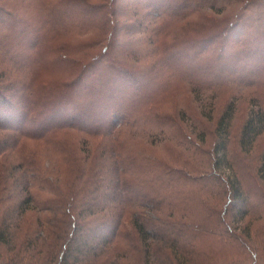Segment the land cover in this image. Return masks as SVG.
Instances as JSON below:
<instances>
[{"label":"trees","instance_id":"obj_1","mask_svg":"<svg viewBox=\"0 0 264 264\" xmlns=\"http://www.w3.org/2000/svg\"><path fill=\"white\" fill-rule=\"evenodd\" d=\"M32 1L0 0V264H238L222 251L231 245L245 256L241 264H264V241L255 240L264 222V146L256 165L242 167L264 138V0H146L125 14L130 24L117 18L127 8L120 0ZM174 21L184 22L169 30ZM126 24L149 34V50L134 46L143 52L134 60L116 56ZM75 27L82 43L73 56L57 35ZM88 45L95 54L84 52ZM147 58L166 62L167 76L162 70L157 80L155 63L144 71ZM33 66L48 75L36 81ZM182 69H190L185 85L198 115L164 114L156 102L147 109L159 121L150 132L130 109L147 99L145 87L169 89ZM118 82L127 88L117 95L131 93L120 114ZM96 94L114 101L97 110ZM240 102L245 118L233 133ZM130 128L184 149L155 163L170 184L166 195L152 197L127 178L116 138ZM183 152H202L205 165ZM134 188L144 192L135 197Z\"/></svg>","mask_w":264,"mask_h":264},{"label":"rangeland","instance_id":"obj_2","mask_svg":"<svg viewBox=\"0 0 264 264\" xmlns=\"http://www.w3.org/2000/svg\"><path fill=\"white\" fill-rule=\"evenodd\" d=\"M46 1H48V0H36L34 2V4L36 2H39L41 5V4L45 3ZM49 1H56L57 2L58 0H49ZM70 1H72V0L67 1V2H69L70 7L72 4L79 3V2L72 3ZM100 1L101 0H86V3L87 4H98ZM145 1L146 0H120L121 4H123L122 8H125L126 6H127V8L125 10H123V12L120 11L121 14L119 12L118 13L119 15L117 16V18L122 20V21H120L122 23L128 22L130 24L129 18L123 19V17H125V14L128 12L134 14V6H135V8H138V6L144 4ZM30 3H33V1L30 0ZM34 4H32L31 7H34ZM129 4L133 8H129L128 7ZM76 6H78V5H76ZM138 18L140 19V16L135 17V19L137 21H138ZM58 19H60V18H58ZM130 21H131V19H130ZM132 22H133V19H132L131 23ZM183 22H180V21L171 22L168 25V29L171 30L173 27L178 26ZM72 25H74V22L72 23ZM145 25H147V27H148L147 23H145ZM129 26L130 25L126 24V29H125V30L129 31V32L125 31L128 35L126 36L125 34L124 35L121 34V36H123V37L119 38V41L116 42V44L118 46L115 48L116 49V56L122 57V58H124V56H125L131 60H134V57H138L135 55V53H139L141 56L143 54L142 51L134 53V50H136V49L149 50L147 47V38H148L149 34L144 33V32H139L137 29H134V25H133V28H130ZM77 28L78 27H75L74 30L70 34H68L67 36H65L63 34L61 36L57 35V41L60 43H63L65 45V47L67 48V50L73 56H74L73 53L77 52L79 46L82 43V40L79 41V39H78L79 37L74 36L77 32H79V30ZM122 32H124V31H122ZM86 33H87V31H84V32H81L79 34H83V38H85ZM21 39H23L24 44H26L25 42H27V40L24 39L23 37ZM134 46L136 49H134ZM89 50H92V52L90 54L96 53V49H92L89 45L86 47L84 52H87ZM153 58L145 59L144 62L141 63L142 69L146 72L152 71L151 66H152V64L155 63L157 65L158 71L153 72V75H157V80L159 79L158 77L160 76V74H161L160 72L162 70L165 71V75L167 76V71L163 67L166 62H163L160 60H155ZM53 65L54 66H53L52 70L59 69L57 71L61 72V67L58 66L60 64H53ZM170 65H172V67H174V68L179 69V67H177L178 64L174 60V58H170ZM43 70L48 71V69L44 68V66L42 68H40V67L36 68L35 66L32 67V74H33V77L36 78V81H39L38 78L41 79V78H44L45 76L48 75V73L43 72ZM189 72H190V69L188 70V72L186 69H182L171 81H169V89L163 90L157 94H154L152 92V86L149 85L148 89H147V87H145V91L143 92V95L147 99L144 100L143 102H141L140 105H138L136 109H134V110L130 109V112L132 114H134L135 118L140 119V121L143 124H147V127L151 129V130H149L150 132L154 131L155 128L159 125L158 119L152 118L153 112L155 111V107H154L152 113H149L147 111L149 106L155 105L156 102H158L156 105L159 107V110L164 114H166L167 112L168 113L173 112L174 109L183 108V109H185L184 110L185 111L184 118L188 117L190 115H198V109L196 108L197 104L193 100L192 96L189 94V92L187 90V86L185 85L186 79L189 76ZM180 73H183L182 77H180ZM50 75L54 76L56 78H62L58 73H55V72H50ZM65 76H68V74ZM172 77H173V75H172ZM150 83H151V81H150ZM116 84H117V90L113 93V97L115 96L114 99H116L118 97V103L115 104V105H117V107H114L113 109L116 110V113L120 114L121 111L126 107L125 105L127 104V100L130 98L131 93L128 95L127 94L117 95L116 92L119 93L120 91L124 90L125 88H127V85H125V87L120 85L119 89H118L119 82ZM98 88H99L98 84H95L93 86L94 90H96ZM224 88H225V85L223 84L221 87L222 94L219 98V107L223 106L227 100V95H225V94H228V92H223ZM105 91H107V90H105ZM132 91H133V89H132ZM134 91H135V87H134ZM97 95L98 94H96V96ZM99 95H100L99 96L100 98L98 96L96 97L97 98V106H96L97 110H101L102 108H108L109 104L113 103V101H114V99H113L112 101H109L107 103H103L105 101L104 95L103 94H99ZM165 97H168V98L164 99ZM84 99H86V101L88 102V100H92L95 98L94 97L89 98L88 96L85 95ZM139 99H141V98L139 97ZM240 103L242 104L240 106L241 111L239 112L236 119L234 120L233 127H232L233 133H239L242 122L245 118V114L242 111L243 105H245V103L244 102H240ZM217 107H218V105H217ZM118 124H117V126H118ZM173 133L175 136H179L178 131H173ZM174 135H172V138L175 137ZM157 142H158L157 139H153V138L148 139V137H143V134H141V133H134V129H131V128H130V131L119 132L118 136L116 138V147H117L116 151H117L119 157L122 158L123 160H125V162H124L125 166H128V168H126V172H125V174L127 175V178L130 180V182L132 183L133 186L135 183L138 186L144 187L145 190L147 191V193L150 194L152 197L156 196L158 194V192H160V191H161L160 193L163 196L166 195L167 190L170 187V184L167 187H165L166 182H167V178L162 172H160L159 167L155 164L157 162L158 158H159V160L160 159H162V160L166 159L165 161H167L169 159L167 162L171 163V159L175 158L174 155L177 154V152H176L177 148L180 151L184 150L183 148H181L182 146H178L174 142V140H172V139H169L168 142H165V143H157ZM75 143H78L77 140L75 141ZM204 146H205V148H210L211 144L208 141L205 143ZM263 146H264V138H261L258 141V144L256 145L254 151L252 152V154H250L249 157H247V159L243 158V156H239V157L243 158L242 161L245 164H242V167L245 170H247V168L249 169L252 165H256L257 160L259 158V154H260L261 150L263 149ZM52 147H54V146L52 145ZM55 147L57 148L58 146H55ZM134 151L140 152V155H139L140 161H142V162H139L137 165L134 164V158H133ZM231 151L234 154H235V152L238 151L235 143L231 145ZM202 152H203V150H202ZM202 152H198L195 155L188 154L187 152H183L184 154L181 157L182 158H188L191 165H198V167L201 168L202 166L205 165V161H206V156ZM43 157H44L43 160L47 159L46 155ZM176 158H177L176 160H179L178 158H180V157H176ZM59 159H62V158H59ZM47 163L48 162H44L42 164L45 167L47 165ZM62 167L63 166L60 163L58 165V168H59V171H61V172L63 171ZM54 172H55V170H54ZM56 176L58 178V175L55 172V177ZM62 178H63V175L61 176L60 180H62ZM142 192H144L143 188H134L132 190L131 194H134L135 197H139V195ZM196 193H197V191L193 190V192L190 195H195ZM40 194L44 195L42 191H40ZM198 211L201 214L200 208H198ZM26 221L30 222V219L27 218ZM256 226H257L258 233L255 236V240L257 242L264 241V222L263 221L256 222ZM222 251L227 255L233 256L235 258V261L238 264H241V263L237 260V258L239 260H242L243 258H245V256H242L240 253L235 252L234 245H231L228 247H223ZM220 255H221V252H219V251H215L213 253L214 258H217ZM251 257H250V261H251Z\"/></svg>","mask_w":264,"mask_h":264}]
</instances>
